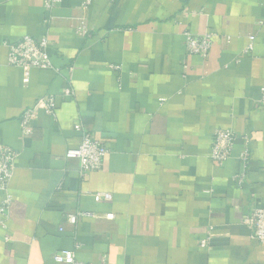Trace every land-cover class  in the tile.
<instances>
[{
  "label": "crops",
  "instance_id": "obj_1",
  "mask_svg": "<svg viewBox=\"0 0 264 264\" xmlns=\"http://www.w3.org/2000/svg\"><path fill=\"white\" fill-rule=\"evenodd\" d=\"M86 1L0 0V148L18 154L0 264H59L63 251L89 264H264L244 224L264 210V0ZM186 33L213 35L208 59ZM26 36L49 38L54 67L28 85L7 48ZM45 96L55 115L40 111L25 138L21 117ZM217 130L238 138L224 165L211 159ZM86 134L110 153L84 175L65 155Z\"/></svg>",
  "mask_w": 264,
  "mask_h": 264
},
{
  "label": "built area",
  "instance_id": "obj_2",
  "mask_svg": "<svg viewBox=\"0 0 264 264\" xmlns=\"http://www.w3.org/2000/svg\"><path fill=\"white\" fill-rule=\"evenodd\" d=\"M114 1V0H111ZM62 0H44L47 10L55 8ZM93 0H87L84 6L86 10L92 4ZM79 35H86L88 33L87 26L84 22L78 27ZM186 48L192 55H197L203 60L209 58L213 46V35L205 34L203 36H194L190 33L185 34ZM251 45L249 51L252 50V42L254 37H250ZM51 42L48 37L34 39L26 36L16 43L8 44V64L10 67L17 68L22 71L23 84L28 85L30 82L31 71L52 70L54 69L50 57L49 49ZM72 70V68L70 69ZM64 97L71 98L74 96V91L68 87L64 90ZM55 98L53 96H45L40 98L35 105L27 109L20 120V127L25 138L32 135L31 123L36 119L40 111L45 112L49 116L55 115ZM76 126V129H80ZM237 136L231 130H217L214 135L211 159L219 165H224L228 162L232 155ZM246 139L245 149L241 153L239 159L243 162L245 167L250 162L249 144ZM110 151L99 141L92 138L90 135H84L81 145L76 149H70L66 152V159L75 160L80 165L81 173L86 175L88 173L102 170L104 161L109 155ZM18 154L8 148H0V194L3 196L0 204V226L6 228V223L10 217V209L12 206V196L10 193V181L15 170ZM235 181L243 184L245 180V172L240 173L234 177ZM106 201H111L110 194L102 193L98 195ZM87 214H76L69 216V223L75 226L79 218L85 217ZM112 218V216H108ZM244 224L253 229L255 240L264 245V210L257 209L254 213L244 220ZM206 242H202L201 246L206 247ZM53 260L59 264H89L79 261L74 251H63L54 255Z\"/></svg>",
  "mask_w": 264,
  "mask_h": 264
}]
</instances>
